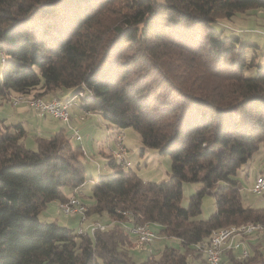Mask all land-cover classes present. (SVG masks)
<instances>
[{
	"label": "trees",
	"instance_id": "obj_1",
	"mask_svg": "<svg viewBox=\"0 0 264 264\" xmlns=\"http://www.w3.org/2000/svg\"><path fill=\"white\" fill-rule=\"evenodd\" d=\"M249 9L264 0H0L1 98L64 91L82 112L135 130L140 151L171 160L169 177L151 182L109 159L118 167L82 196L88 218L110 220L75 233L38 215L81 192V146L60 129L27 148L23 126L0 119V264H207L197 246L212 232L264 226V208L243 203L237 179L264 153V61L257 44L211 27ZM184 183L200 188L181 206ZM204 194L215 205L207 219ZM128 224L174 242L136 263ZM233 251L225 264H264L258 248Z\"/></svg>",
	"mask_w": 264,
	"mask_h": 264
},
{
	"label": "rangeland",
	"instance_id": "obj_2",
	"mask_svg": "<svg viewBox=\"0 0 264 264\" xmlns=\"http://www.w3.org/2000/svg\"><path fill=\"white\" fill-rule=\"evenodd\" d=\"M211 27H213L216 30H219L220 28L221 29L224 28L225 32L222 35L223 37L229 36L231 34H236L242 39L243 43L253 42L257 44L259 49L258 52L255 53L256 54L255 62L262 63L264 61V9H249L244 12H238L231 18V20H218L217 24H213L211 25ZM250 53L251 52H248V57L251 55ZM61 97L63 99H66L68 96L61 95ZM7 100L4 99L2 103H0V119L11 118V120L15 122L14 110L11 107V104ZM69 100L70 99L61 100V101L67 102L68 104H72L71 100L70 101ZM76 102L77 100L75 101V103ZM74 107L76 106L75 105L72 106L71 109H74ZM28 115H27L28 119H31L32 117V120L31 122L30 121L27 122V125L29 126V133L27 135L26 142H24V144L27 148L35 149L36 148L34 146L35 142L33 140L35 139L34 137L36 131L35 128H37L38 124H41V122L36 119L42 117L35 116L31 112ZM113 127L114 126L110 124L106 125L104 122H101L100 124H97L94 135H93V131L88 133L89 132L88 130L90 128L84 130L82 134L81 132H79L81 138H83V141L80 142H83L84 143L83 145L85 146L83 149L88 152L86 156L84 155V162H83L85 169V178L88 181L91 178L94 181L98 178V176H105L111 174L118 167L115 166L114 168L107 163L109 159H114L113 157L114 151L111 149L112 147L108 148L107 155H103L102 153L98 152L97 144L95 145L94 143L95 146L92 144L93 145L92 147L91 146L88 147L87 144L91 140L88 139V136L93 138L94 141L96 140L99 141V143L101 142V140L104 141V139L109 138V136H111L113 143L115 145V139L116 140L118 139V133L116 136L114 135L117 132V130L116 131L113 130ZM37 131L39 132V129ZM122 134H123V145L127 149V151L125 152V158L130 162V168L133 171H135L145 181L162 182L169 177L171 160L168 155H161L155 149H147V151L142 154V152H140V149L142 147L140 135L132 128H127L124 130L122 129ZM72 141L74 144H78L77 142H79V141L75 142V139L73 138ZM119 167L121 168L120 165ZM262 171H264V153L260 148L252 155V157L246 164L241 166L237 174V179L240 186V195L243 203L247 206L253 208H264V192L262 194H255L250 191L255 176L261 173ZM91 186L92 183L87 182V184L83 188H81L82 193L78 192L80 198L77 197V193H76L75 196L77 197L79 202L84 201V197L82 195L83 194L88 195ZM195 191L196 189L193 184L184 183L182 187V198L180 201V205L186 206L190 195ZM81 203L83 207H85L86 209L85 212H87L88 204H86L85 201L84 203L83 202ZM58 207H59V203H58ZM48 209L52 210L51 214L50 213L47 214L45 212L43 213V211L39 213L38 217L41 221L50 222L56 220V222L59 225L68 227L71 230L77 229L79 227L80 225L79 217L65 216L61 212L57 211L55 207L53 209L48 207ZM214 212H215L214 198L209 194H204L201 201L200 218L207 219ZM100 220L105 221V219L104 220L100 219ZM94 223L95 222L88 220V217L86 215L82 227L85 230L88 227H90L91 224ZM154 228L155 230H157L156 227ZM257 234H261V233L257 232ZM131 236H132V241L135 242L134 240H137L136 236H134L133 234H131ZM247 237L249 236L243 235L241 237H237L236 239L242 238V240H244ZM137 242L139 241L137 240ZM173 242L174 241L172 239L158 235V238L154 239L149 244H143L141 242H139L141 244L139 243L136 244L135 242L134 245L132 246V249H130V254L133 260L136 263H138L145 260L148 254L153 253L154 245L160 246L159 250H161V248L164 245L166 244L170 245L173 244ZM249 249L250 248H248V251H250ZM227 251L229 250H224V252H221L220 264H222L223 254ZM158 252L159 251H157V253ZM157 253H153V254L156 255ZM256 259H257L256 261H260L262 260V257Z\"/></svg>",
	"mask_w": 264,
	"mask_h": 264
},
{
	"label": "built area",
	"instance_id": "obj_3",
	"mask_svg": "<svg viewBox=\"0 0 264 264\" xmlns=\"http://www.w3.org/2000/svg\"><path fill=\"white\" fill-rule=\"evenodd\" d=\"M2 59V53H0V61ZM76 105L75 98L72 101V104H59V99L54 98L49 101V103L44 104H36V101L29 102L25 107L35 116L43 117L50 116L55 118L56 120L70 125V109L72 106ZM12 106H18L13 103ZM71 126V125H70ZM71 137L76 141H81V135L79 134V129L77 127H70ZM114 151L115 158H124L126 168H130V162L125 158V152L127 151L126 147L123 145V134L122 129H118V139L115 142L114 148H111ZM261 186H264V173H259L255 176L253 184L250 188V191L255 194H261ZM74 193H78L77 189H73L71 194L68 196L66 200V207H57L59 211L68 217H79L80 225L76 229L75 233H83L84 228L82 227L83 222L85 221V216L87 212H84V208L77 206L74 202ZM107 224L102 222H95V230L99 229V225ZM133 230V235H142L146 237H150L152 239H157L158 234L151 233L148 230H141L140 227H134L131 224ZM249 231V230H248ZM203 249H210V257H205L206 262H210L211 264H217V255L219 252H224V250H241V256H248V248L245 243V240H234V236L226 237L224 239H217L216 234L214 232L211 233L209 237V241L206 245H203Z\"/></svg>",
	"mask_w": 264,
	"mask_h": 264
},
{
	"label": "crops",
	"instance_id": "obj_4",
	"mask_svg": "<svg viewBox=\"0 0 264 264\" xmlns=\"http://www.w3.org/2000/svg\"><path fill=\"white\" fill-rule=\"evenodd\" d=\"M61 95L69 96L68 93H66L64 91L57 90V91H53V92L48 93L45 96L44 99H46V100L50 99L51 100V99H54L55 97H61ZM61 99L62 100H66V99H63L62 97H61ZM3 100H4V98L0 97V103H2ZM7 101L11 104V107L14 110L15 122H13L11 120V118H7V119L4 118V119H5V121L8 124H17L18 123V124H21L23 126V128H24V130L26 132V135H25V138H24V142H26V138H27V135L29 133V126L27 125V122L28 121L31 122V120H32V117H31V119H28V116H29L28 114L30 113V111L27 109V107H25L24 104H18V106L14 107V106H12V103L9 100H7ZM59 101H61V100H59ZM61 102H63V101H61ZM71 102H72V100H71ZM65 103H67V102H65ZM75 108H77V109H75ZM70 114H71L70 115L71 119H70L69 124L72 127H77L79 129V132H81V134L83 133L84 130L90 128L88 130L89 131L88 133L93 131V135H94V133L96 131L97 124H100L101 122H104L106 125L109 124L100 116L99 113H96V112H82L78 107H74V109H71L70 110ZM34 118H37V117H34ZM36 120H39L41 122V124H38L37 128H35L36 131H35L34 137L38 136V135L39 136H49V135L54 134L55 132L59 131L60 129H65L69 135L71 134V131L69 129L70 125L68 126L67 124L62 123V122L56 120L55 118H52L50 116H43L42 118H37ZM38 129H39V132L37 131ZM113 130L116 131V130H118V128L113 127ZM117 133H118V131L114 135L116 136ZM88 139L89 140L91 139L90 142L87 143L88 147H90V146L92 147L94 145V143H95V145L97 144L98 152L102 153L103 155H107L108 148H111V147L114 148V143H113V140H112L111 136H109V138L104 139V141L101 140L100 143L97 140L94 141L93 138H91L89 136H88ZM71 141H72V139H71ZM81 141H83V138L81 139ZM75 142H77V141L75 140ZM115 142H116V139H115ZM72 143H73V141H72ZM77 143L78 144H75V145H80L82 150H83V152H84V155L86 156L88 152L83 149L85 147L83 145L84 143L83 142H80V143L77 142ZM34 146H35V143H34ZM146 151H147V149H144L143 151H140V152H142V154H143ZM92 181H93L92 178L89 181L85 178V183L83 184V186L81 188H83L87 184V182H91L92 185H93L94 181L93 182ZM81 188H80V190H81ZM199 188H200V186H195L196 190H198ZM89 192H90V190H89ZM84 201L86 202V204L89 205L90 202H91V199L86 196V198H84ZM48 207H50L52 209L55 207L57 209V211H59V209L57 208L58 207V203L56 204V201L49 202L46 205V207H44L41 211H43V213L45 212L47 214H49V213L51 214L52 210L48 209ZM93 219H95V218H93V217L88 218V220H90V221H94ZM100 219H102V220L105 219V221H101ZM100 219H98V220L96 219V220L100 221L102 223H106V222H108L110 220V219L105 218V217L100 218ZM50 222H56V220L50 221ZM92 225H95V223L91 224L90 226H92ZM87 229L90 230V227H88ZM87 229H85V230H87ZM75 230L76 229H74L73 231H75ZM237 240H242V238L241 239H237ZM244 240H245V243H246L247 247L250 248V252L252 251L253 247H255V248H258L260 254H262V255L264 254L263 253L264 252V235L256 233V234H253V235L247 237ZM159 249H160V246L154 245L153 246V253H157V251H159ZM238 252L237 251H235V252L233 251L232 254H234V256L237 257ZM240 252H241V250H240ZM226 256H225V254L222 256V263L223 264H225V260L227 259ZM194 263L196 264V261Z\"/></svg>",
	"mask_w": 264,
	"mask_h": 264
},
{
	"label": "bare ground",
	"instance_id": "obj_5",
	"mask_svg": "<svg viewBox=\"0 0 264 264\" xmlns=\"http://www.w3.org/2000/svg\"><path fill=\"white\" fill-rule=\"evenodd\" d=\"M2 60V59H1ZM36 101V104H44V103H49V101L51 100H43V99H31L28 97H24V96H16L12 98V104H29V102H34ZM59 104H68L65 102H61L59 101ZM117 161H119V163L121 164V166L126 167L124 158H116ZM264 192V186H261V194ZM76 193H74V202L77 206H80L81 208H84V212L86 211L85 207H83L82 203L79 202V200L77 199V197L75 196ZM59 207H66V201L59 203ZM134 227H140L141 230H148L151 233H155L153 232L150 227L147 224H142V225H133ZM95 225L90 226V229H94ZM249 230V231H248ZM128 231L133 234V230L131 229V226L128 228ZM261 233L264 235V226L260 225V224H242L239 226H229L223 229H220L218 231H215L214 234H216L217 239H224L226 237H231L234 236V240H237V237H241L243 235L249 236L251 234L254 233ZM137 240L139 242L142 243H150L152 242L154 239L150 238V237H146V236H142V235H135ZM207 244V243H206ZM206 244H200L197 246V248L204 254L205 257H210V249H203V245ZM220 255L221 252L218 253L217 255V264H220ZM207 264H211L210 262H206Z\"/></svg>",
	"mask_w": 264,
	"mask_h": 264
}]
</instances>
